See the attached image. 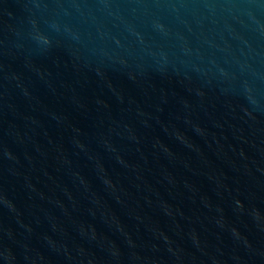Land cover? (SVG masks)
<instances>
[{
	"label": "water",
	"instance_id": "1",
	"mask_svg": "<svg viewBox=\"0 0 264 264\" xmlns=\"http://www.w3.org/2000/svg\"><path fill=\"white\" fill-rule=\"evenodd\" d=\"M0 264H264V0H0Z\"/></svg>",
	"mask_w": 264,
	"mask_h": 264
}]
</instances>
